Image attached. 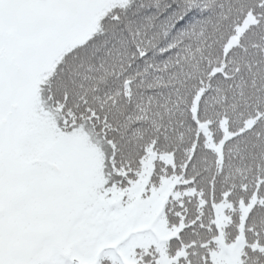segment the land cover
<instances>
[{
    "label": "snow or ice",
    "instance_id": "snow-or-ice-1",
    "mask_svg": "<svg viewBox=\"0 0 264 264\" xmlns=\"http://www.w3.org/2000/svg\"><path fill=\"white\" fill-rule=\"evenodd\" d=\"M0 264H264V0H0Z\"/></svg>",
    "mask_w": 264,
    "mask_h": 264
}]
</instances>
